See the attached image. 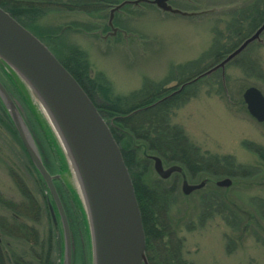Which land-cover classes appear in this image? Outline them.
<instances>
[{"label":"rangeland","instance_id":"rangeland-1","mask_svg":"<svg viewBox=\"0 0 264 264\" xmlns=\"http://www.w3.org/2000/svg\"><path fill=\"white\" fill-rule=\"evenodd\" d=\"M232 1L236 0H210L205 5H196L198 8L195 9V5H176L175 9L184 12L209 11L196 16L164 12L143 2L126 5L122 10L128 16L115 13L113 22L120 31L114 36L110 35L109 8L98 15L90 12L48 13L29 31L56 55L60 56L72 47L85 52L90 76L108 89L111 98L131 99L151 85L171 89L169 94H173L182 86V80L214 67V53L218 50L215 45L231 43L232 40L228 39L232 31L228 25L230 15L223 12L235 5L214 3ZM84 7L88 10L95 8L90 5ZM107 31L109 33H105ZM260 39L238 56L242 63L232 62L235 58L224 69L188 86L194 89L189 94V100L174 111L172 122L181 127L190 141L203 152L231 156L239 165L255 166L264 171V164L249 150V146L255 144L264 148V123L257 122L249 114L243 100L244 91L252 86L264 94V33ZM251 60L256 61L260 71L255 67L252 69L248 62ZM8 71L9 75H2L5 86L45 167L51 175L59 176L54 184L70 225L72 264H93L88 217L68 158L27 85L13 70L8 68ZM14 76L21 89L12 84L11 77ZM92 95L98 103L105 101L106 95L100 90ZM10 127L11 130L13 126ZM22 146L20 137L7 133L0 123V223L15 227L13 219L20 217L22 222L38 230L42 242L51 239L53 264H64V233L58 209L49 188ZM164 166L168 168L172 165L164 163ZM184 176L191 184L205 180L196 172L189 174L184 171ZM221 179L224 178L208 179L204 189L186 196L182 192L183 177L176 174L167 180L161 179L154 171L153 161L149 174L144 178L150 186L156 185V180L165 181L170 186L176 184L169 201L168 223L183 242L185 260L193 264H264V221L261 222L262 227L250 228L242 233L229 227L218 216L205 219L204 223L200 220L203 209L207 207L202 198L209 187L215 186L224 199L246 209H250L252 198L264 200V172L255 181L234 183L230 188L217 187L215 182ZM20 186L29 191L41 208L39 216L31 210L29 214L22 212L26 200ZM50 206L54 209L55 219ZM2 237L4 243L16 244L10 248L3 245L7 262H1L0 253V264H14L18 257L26 259V256L31 261L34 249L29 243L20 242L17 235L5 230Z\"/></svg>","mask_w":264,"mask_h":264},{"label":"water","instance_id":"water-1","mask_svg":"<svg viewBox=\"0 0 264 264\" xmlns=\"http://www.w3.org/2000/svg\"><path fill=\"white\" fill-rule=\"evenodd\" d=\"M168 1L138 0L117 5L110 12L109 27L112 30L110 35L114 36L120 31L115 28L113 19L115 13L127 4L152 2L164 12L184 16L209 13V11L184 12L167 5ZM263 33L264 23L221 63L186 83L172 95L178 94L185 86L224 69L249 45L256 41L260 42ZM0 61L10 67L29 90L40 98L65 144L83 195L91 234L93 264H149L146 256V237L133 181L107 122L80 84L50 49L1 7ZM0 98L33 165L54 199L64 233V264H72L71 230L54 184V180L59 176L51 175L46 169L22 116L1 82ZM243 100L249 114L257 122L264 123L262 91L254 86L249 87L243 93ZM57 138L59 140L58 136ZM62 148L65 152L63 146ZM148 158L153 161L154 171L161 179L167 180L174 174L182 175V192L186 196L204 189L209 182L205 179L198 184H191L185 178L181 166L172 165L165 168L160 157L152 155ZM215 185L219 188H230L233 181L224 178L216 181ZM50 211L55 219L52 206Z\"/></svg>","mask_w":264,"mask_h":264},{"label":"trees","instance_id":"trees-1","mask_svg":"<svg viewBox=\"0 0 264 264\" xmlns=\"http://www.w3.org/2000/svg\"><path fill=\"white\" fill-rule=\"evenodd\" d=\"M119 2V0H0V7L29 30L31 26H34L38 20L48 13L60 11L69 13L90 12L98 15L105 13L108 10V5L118 4ZM85 5L95 8L88 10L84 7ZM101 5L105 6L100 7ZM263 22L264 20L261 23ZM260 25H250L248 28L253 31ZM238 28L237 32L234 31L236 33L235 38L239 37L237 33L242 32L240 31L241 27ZM242 33V38L234 39L230 44L226 42V44L214 46L218 49L214 48L216 50L214 53L216 62L214 66L222 62L227 55L252 35V32L249 34ZM54 55L95 104L108 123L121 149L125 165L133 181L141 212L146 237V256L149 264H193L183 258V242L176 237L175 230L168 223L169 201L176 184L170 186L167 182L161 180H156V185L153 186L147 184L144 178L151 169V161L148 156H158L163 163L168 165H180L185 172L189 174L196 172L200 178L204 177L211 180L230 178L233 180V184L255 181L263 175V169L255 166L239 165L231 156L212 155L203 152L190 141L181 127L172 122L174 111L189 100V94L194 87L187 86L180 93L170 98L166 97H168L171 89H166L161 85H151L152 87L138 95H133L131 99L111 98L108 95V89H104L99 80L90 76V64L85 52L77 47H72L60 56L55 53ZM239 60L240 57L232 62ZM248 62L253 70L254 67L257 68L256 61L251 60ZM257 70L259 69L257 68ZM202 73L204 71L182 80L181 85L195 79ZM11 79L14 87L21 89V84L15 82L16 77H11ZM97 90L106 95L104 97L105 101L102 103H98L92 95ZM8 119L11 123L10 126H12L9 117ZM12 129L16 133L14 127ZM249 150L264 164V148L262 146L250 145ZM20 188L26 200L22 212L29 214L28 211L31 210L39 216L41 208L36 205L27 189L21 186ZM205 192L207 194H204L202 199L207 207L203 209L200 216L201 223H204L205 219L208 220L218 216L229 227L238 229L242 233L250 228L258 229L262 227L264 200L252 198V202L249 204L250 209H246L232 200L224 199L220 190L215 186L207 188ZM207 197L211 198L208 199ZM13 220L15 227H6L0 223V229L3 236L4 230L15 234L20 242L29 243L34 249L30 256L31 261H28L26 256L23 264H53L54 248L51 239L48 242H42L35 227L22 222L20 217L15 216ZM9 228L11 229L9 230ZM229 244V246H232L231 243ZM21 258L18 257L17 259Z\"/></svg>","mask_w":264,"mask_h":264},{"label":"flooded vegetation","instance_id":"flooded-vegetation-1","mask_svg":"<svg viewBox=\"0 0 264 264\" xmlns=\"http://www.w3.org/2000/svg\"><path fill=\"white\" fill-rule=\"evenodd\" d=\"M127 1V0H123ZM149 1H153V0H149ZM212 1V0H211ZM205 2H210V0H169L167 2V5H172L173 7L176 8V5H205ZM120 3H122V1H120L118 4H113V5H108L109 10H111L115 5H119ZM134 5H137L135 3H133ZM144 5L148 6V7H153L157 9V4L152 3V2H143ZM127 5H131V4H127ZM214 5H235L232 6L231 8H229L228 10H226L223 13H229L230 15V23L228 24L229 26L232 27V31H230V37H228L229 40H234V39H239L242 38V32H245L247 34L251 33L254 34L257 29L255 30H251L250 28H248L250 25H258V24H262V20H264V0H236V1H232L226 4H221V3H214ZM246 5H252L250 7L246 6ZM142 9V7H139ZM125 9V8H123ZM121 14H123L122 16H128V13L124 12L123 10H121ZM118 16V14L116 15V17ZM115 24V23H114ZM233 25L236 26V28H233ZM116 26V24H115ZM230 27V28H231ZM238 27L240 28V33H237L239 37H234V31H238ZM105 33H109V31L105 32ZM7 74L9 75V71L8 69L1 63L0 61V82L1 84L5 87L6 90H8L5 86V83L2 79V75ZM171 95V94H169ZM168 95V97H169ZM167 98V97H166ZM170 98V97H169ZM6 112V113H5ZM8 117L10 118L6 108L4 107V105L2 104V102L0 101V123H2V125L5 127V131L7 133H12L13 136L17 137L18 132L12 122V126L14 127L16 133L14 132V130H10V121L8 119ZM23 145V144H22ZM23 147V146H22ZM25 149V148H24ZM1 232V229H0ZM16 243L14 242H6L4 243L2 241V233H1V240H0V253L2 254V258H1V262H7V259L5 257V255L3 254V250L2 247L3 245H5V247H11L13 245H15ZM18 246H21L20 243H17ZM8 262H12L11 260H8ZM24 263V257H22L21 259H17L14 264H23ZM13 264V262H12Z\"/></svg>","mask_w":264,"mask_h":264},{"label":"bare ground","instance_id":"bare-ground-1","mask_svg":"<svg viewBox=\"0 0 264 264\" xmlns=\"http://www.w3.org/2000/svg\"><path fill=\"white\" fill-rule=\"evenodd\" d=\"M30 91H31L32 96H33V98L35 100V103L38 105V107L40 108L41 112L45 115V117L47 118L48 122L52 125L54 131L56 132L57 136L59 137V140H60L62 146L64 147L65 152H66V155H67V157L69 159L71 169L73 170V173H74V176H75L76 185L78 187V190L80 192L81 197H83L82 191H81V187H80V184H79V180H78V178L76 176V173H75V169H74V167L72 165V162H71L70 156L68 154V151L66 150L65 144H64V142H63L60 134L58 133V131L56 129L55 123L53 122V120H52V118H51V116H50L47 108L45 107V105L43 104V102L40 100V98L32 90H30Z\"/></svg>","mask_w":264,"mask_h":264}]
</instances>
